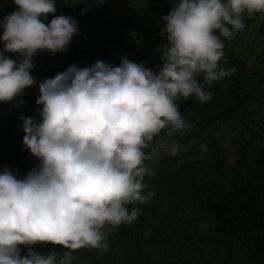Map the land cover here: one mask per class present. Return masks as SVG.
I'll use <instances>...</instances> for the list:
<instances>
[{
  "label": "clouds",
  "instance_id": "9594fccd",
  "mask_svg": "<svg viewBox=\"0 0 264 264\" xmlns=\"http://www.w3.org/2000/svg\"><path fill=\"white\" fill-rule=\"evenodd\" d=\"M14 4L16 10L0 21L4 103L37 85L32 61L38 53L66 52L82 35L78 20L56 15V0ZM256 13L264 14V0H174L157 21L166 37L157 49V70L125 56L119 66L97 59L40 81V119L19 117L23 145L39 163L22 178L9 165L0 171V264H75L73 253L80 249L107 252L109 235L134 223L142 215L137 205L155 197L146 182L157 172L154 138L165 129L189 128L177 99L213 100L208 89L235 71L220 66L226 59L222 37L243 30L245 14ZM129 31L139 46L141 34ZM169 148L179 154V145ZM37 245L66 251L44 254Z\"/></svg>",
  "mask_w": 264,
  "mask_h": 264
},
{
  "label": "trees",
  "instance_id": "16d2710c",
  "mask_svg": "<svg viewBox=\"0 0 264 264\" xmlns=\"http://www.w3.org/2000/svg\"><path fill=\"white\" fill-rule=\"evenodd\" d=\"M173 2L56 0V15L78 20L82 35L72 38L66 52L38 53L32 75L39 83L70 65L86 67L99 59L119 66L125 56L157 70V49L166 42L157 21ZM16 8L14 0H0V21ZM244 24L222 37L226 59L220 66L235 71L208 89L213 100L177 99L189 128L165 129L154 138L157 172L146 182L155 197L137 205L142 215L134 223L109 235L107 252L80 249L73 253L75 264H264V14H245ZM130 29L141 34L139 46ZM197 79L203 83V74ZM38 83L14 102H0V171L9 165L21 178L39 163L23 145L19 119H40ZM172 143L180 146L177 156L170 154ZM35 250L66 251L54 245Z\"/></svg>",
  "mask_w": 264,
  "mask_h": 264
},
{
  "label": "rangeland",
  "instance_id": "374dc122",
  "mask_svg": "<svg viewBox=\"0 0 264 264\" xmlns=\"http://www.w3.org/2000/svg\"><path fill=\"white\" fill-rule=\"evenodd\" d=\"M76 40H77V39H76ZM32 118H35L34 115L32 116ZM231 161H232V160H231ZM231 161H230V162H231ZM230 162H229V163H230Z\"/></svg>",
  "mask_w": 264,
  "mask_h": 264
}]
</instances>
